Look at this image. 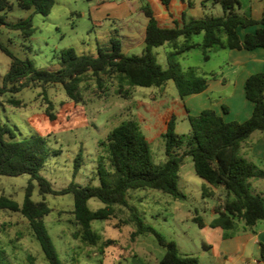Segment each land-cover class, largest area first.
I'll use <instances>...</instances> for the list:
<instances>
[{
  "label": "rangeland",
  "instance_id": "1",
  "mask_svg": "<svg viewBox=\"0 0 264 264\" xmlns=\"http://www.w3.org/2000/svg\"><path fill=\"white\" fill-rule=\"evenodd\" d=\"M10 1L13 6L6 10L7 20L17 22L31 18L35 30L26 35L21 29L3 25L0 27V41L19 57L30 58L40 67L54 68L59 66L57 54L61 49L74 47L79 54L97 56L99 48L110 49L114 37L124 40V49L129 54L142 52L143 31H146L144 24L148 21L142 11L144 5L154 9L160 24L165 27H173L177 23L183 25L191 17L224 14L222 4L214 0H173L169 6L160 0H55L48 15L21 7L17 0ZM123 8L128 11L127 14L114 13ZM237 10L243 13L239 6ZM202 39L203 33L188 40L181 36L178 44ZM154 50L159 61L167 66L168 53L174 50L172 44L166 43ZM228 51L229 48L209 51L210 58L205 59L203 49L194 47L179 56L184 70L195 66L209 78L217 76L221 79L222 72L230 76L228 88L210 93L211 102L219 99L220 95L223 98L230 95L235 87L234 80L239 71L227 62ZM10 64L11 57L0 48L1 84ZM211 71L214 75L209 73ZM86 84H89L88 89L83 91V100L78 103L60 83L25 87L15 93L22 101L19 106L7 101L11 92H0V120L9 124L15 135L7 134L6 139L21 140L33 133L44 135L49 154L40 172L56 189L66 187L72 181L80 184L92 181L101 185L97 173L98 142L124 119H133L139 124L151 142L153 158L157 163L166 158L162 136L166 118L176 114V132L189 134L191 131L187 102L179 94L173 79L163 86H131L133 94L130 97L117 93L116 79L109 81L103 89L92 79L84 82V86ZM227 97L226 102L237 109L239 101ZM49 109L55 118L50 117ZM79 153H82L83 159L76 172L75 158ZM179 175L178 185L185 197H175L149 187L132 190L129 205L146 223L153 225L168 239L175 240L181 253L198 256L200 264H217L215 250L205 245L207 234L194 217L200 216L211 223L218 216L214 210L226 200V191L219 188L214 195H205L204 185L210 184L196 173L190 155L184 158ZM30 177L27 173L17 176L0 174V195L6 194L22 203ZM250 181L254 192L264 194V178L253 177ZM33 198L45 199L51 208L44 222L64 264H160L166 252L153 233L132 238L135 225L126 223L131 213L128 207L117 205L112 218L93 220L94 230L102 235L99 249L98 245H85L73 235L79 224L75 221L71 192L46 193L43 197L37 186ZM88 204L92 210L106 205L96 197L90 198ZM109 239L114 241L107 243ZM0 241L17 264H49L29 220L20 212L0 208Z\"/></svg>",
  "mask_w": 264,
  "mask_h": 264
},
{
  "label": "trees",
  "instance_id": "2",
  "mask_svg": "<svg viewBox=\"0 0 264 264\" xmlns=\"http://www.w3.org/2000/svg\"><path fill=\"white\" fill-rule=\"evenodd\" d=\"M171 0H162L169 5ZM24 8L48 15L55 0H17ZM221 3L224 14L191 18L182 26H162L150 5H144L142 11L148 17L145 32V47L140 53H126L124 40L120 37L111 39L108 50L99 48L97 56L79 54L74 47H65L57 54L59 66L40 67L30 58H21L0 41V48L11 57V64L6 72L0 92H11L7 99L10 104L19 106L21 99L15 96L25 87L31 85H51L60 83L67 94L75 101L83 100V91L88 89L84 82L95 80L103 89L109 81L117 80V93L132 96L131 86H163L173 79L184 98L188 94L205 90L208 76L197 67L184 70L179 56L194 47L203 49L204 58L209 59L212 49L239 48L254 49L264 47V14L255 19L237 10L241 0H214ZM13 5L10 0H0V27L5 25L21 29L31 35L35 27L31 18L17 22L8 21L6 10ZM4 11V12H3ZM3 12V13H2ZM261 24L256 31L247 32L243 38L238 27ZM203 33L202 41L178 44V39ZM171 43L174 50L168 53V65L159 61L155 48ZM246 96L255 103L252 115L244 121H226L213 108H206L199 114H188L191 125L189 134L176 132L177 116L172 114L165 119L162 136L165 140V160L154 161L152 146L139 124L133 119H124L110 130L99 143V164L97 173L101 185L92 181L85 184L72 181L66 187L56 189L53 183L40 170L45 165L49 150L46 138L40 133H33L21 140L6 139L14 132L9 124L0 120V174L22 175L31 177L25 188L22 203L6 194L0 195V208L22 213L30 222L34 236L40 241L49 264H64L56 245L49 233L44 217L51 208L45 199L35 200L33 193L38 186L39 193L71 192L74 196V216L79 228L73 233L87 246L101 248L102 235L95 231L92 222L95 219H110L114 216L116 206L128 207L135 229L132 238L140 234L153 233L159 243L166 248L160 264H200L195 255H184L173 239H168L153 225L144 221L133 208L128 198L132 190L156 188L175 197H185L178 185L179 172L184 158L192 156L196 173L204 178L210 186L204 185V194H215V190L226 191L225 202L216 207V216L211 226H221L224 236L231 237L241 228L250 229L259 220L264 219V194L254 192L250 179L264 178V168L244 156V144L255 131L264 132V72L251 74L245 83ZM188 110V106L186 105ZM226 110L227 107H224ZM47 110L50 117L55 114ZM82 153L75 158V171L82 165ZM211 190V191H210ZM96 197L106 205L92 210L88 204L90 198ZM194 219L201 226L205 221L200 216ZM125 222V220H124ZM243 222V226L240 223ZM119 225L121 223L119 222ZM109 239L107 243L113 242ZM102 252V250H101ZM260 261L264 262V243L260 247ZM0 264H17L0 241Z\"/></svg>",
  "mask_w": 264,
  "mask_h": 264
},
{
  "label": "crops",
  "instance_id": "3",
  "mask_svg": "<svg viewBox=\"0 0 264 264\" xmlns=\"http://www.w3.org/2000/svg\"><path fill=\"white\" fill-rule=\"evenodd\" d=\"M160 1L162 2V0ZM172 1L173 0L170 1L169 5ZM124 9L125 8L118 9L114 11V13L116 15L122 12L127 14L128 11ZM240 9L246 15L255 19H260L264 14V0H241ZM146 25L144 24V29H146ZM259 26H261V24H254L248 27L239 26V35L243 38L247 32H254ZM145 32L143 31L142 47H145ZM123 50L126 52L124 47ZM212 50L218 51L220 49ZM228 59L227 62L233 65V69L236 68L237 72L239 71L234 80L235 87L230 91V95H227L230 97L229 99L234 98L239 101L238 108L234 109L226 102L228 99L227 96L223 98V96L220 95V98H216L213 102L210 100L209 95L211 92L216 89L221 90L228 88L227 86L231 78L227 76L225 72H222L220 75L221 79H218L217 76L208 77V86L205 90L188 94L184 97L190 113L199 114L206 108H213L221 114L226 121L235 119L244 121L252 115L255 103L247 98L245 83L251 74L264 72V47H257L254 49H229ZM209 73L214 75L213 71ZM224 107H227V109L225 110ZM243 151L250 160L264 168V132L255 131L250 136L249 140L245 142ZM214 212L216 213L215 210ZM240 226H243V222L240 223ZM202 228L208 237L205 245L209 247L212 246L213 250H215L217 264H264V262L260 261V247L261 244L264 243V219L259 220L248 230L241 228L231 237L224 236V229L221 226L212 227L210 223L205 222Z\"/></svg>",
  "mask_w": 264,
  "mask_h": 264
}]
</instances>
